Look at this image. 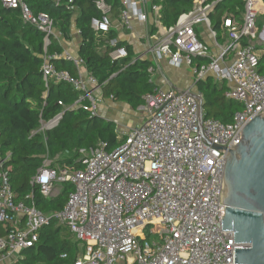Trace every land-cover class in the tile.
Listing matches in <instances>:
<instances>
[{
    "label": "built area",
    "instance_id": "obj_1",
    "mask_svg": "<svg viewBox=\"0 0 264 264\" xmlns=\"http://www.w3.org/2000/svg\"><path fill=\"white\" fill-rule=\"evenodd\" d=\"M1 1L19 9L25 24L44 32L46 84L64 81L79 92L72 105L43 121L41 130L57 124L67 110L83 108L91 116L98 115L103 89L87 71L85 60L67 49L46 52L51 37L60 43L64 38L53 18L35 14L24 0ZM74 1L68 0L69 9H75ZM218 1L194 0L193 9L166 28L150 51L156 60L168 57L176 66H192L196 57L209 59L192 66L195 83L212 78L227 85L225 98L243 106L233 122L205 118L203 111L201 127L197 96L174 88L158 89L144 96L143 120L127 131L119 129L123 140L118 146L109 149L99 142L93 149H80L83 167L77 169L53 166L52 159L46 158L34 176L32 183L46 198L58 196L65 182L74 186L63 209L52 213L80 243L74 264H243L235 263V248L250 244L234 242V230H221L224 174L228 150L241 143L248 122L264 113L260 70L264 0H243L241 14L225 15L221 30L213 27L211 19ZM140 2L123 0L116 26L110 4L94 0L100 16L92 18V28L107 34L114 26L131 29L135 17L147 21ZM159 10L152 6V11ZM201 26L215 40V50L201 37ZM110 46L112 59L128 56L118 38L111 39ZM61 58L75 66L77 75L56 68L54 59ZM154 71L152 64L149 72ZM194 94L203 97L199 91ZM4 160L0 161V224L10 231L0 237V264L17 260L34 246L40 230L52 219L34 202L16 199Z\"/></svg>",
    "mask_w": 264,
    "mask_h": 264
},
{
    "label": "trees",
    "instance_id": "obj_2",
    "mask_svg": "<svg viewBox=\"0 0 264 264\" xmlns=\"http://www.w3.org/2000/svg\"><path fill=\"white\" fill-rule=\"evenodd\" d=\"M24 1L35 14H49L68 41L72 39L75 21L81 37L79 55L85 60L87 71L102 85L104 97L125 102L137 110L144 105L145 95L160 89L151 80L152 62L134 56L131 44L119 41L120 46L126 47L128 56L112 59L110 40L117 38V33L111 30L99 34L92 28V18L100 16L94 0H75V9L68 8V0ZM106 1L118 16L122 0ZM151 3L160 8V21L166 28L194 7V0H151ZM243 6V0H219L211 12L213 27L221 30L223 17L241 14ZM155 30L153 27L152 33ZM44 37V32L23 22L19 9L5 6L0 0V161L5 159L4 167L9 171L16 199L34 202L39 210L52 216L50 223L40 230L36 244L23 251L17 264H74L80 243L52 214L63 209L74 186L65 182L58 196L46 198L32 183L33 178L46 158L60 168H82L80 149H93L99 142L113 149L123 139L119 138L113 121L93 117L83 108L65 111L57 124L41 130L43 121H49L79 98V92L67 82L47 85L44 81ZM50 40L46 52L62 53L61 43L53 37ZM208 61L196 57L191 63L197 66ZM54 63L57 69L77 75L71 62L61 58L54 59ZM260 70L264 72V57ZM196 85L204 97L205 118L231 123L242 111L241 103L225 98V83L207 78ZM9 231L10 227L0 224V237Z\"/></svg>",
    "mask_w": 264,
    "mask_h": 264
},
{
    "label": "water",
    "instance_id": "obj_3",
    "mask_svg": "<svg viewBox=\"0 0 264 264\" xmlns=\"http://www.w3.org/2000/svg\"><path fill=\"white\" fill-rule=\"evenodd\" d=\"M192 95L200 101L202 127L204 99ZM224 180L221 230H234V242L250 244L235 248V263L264 264V113L248 122L241 143L228 150Z\"/></svg>",
    "mask_w": 264,
    "mask_h": 264
},
{
    "label": "crops",
    "instance_id": "obj_4",
    "mask_svg": "<svg viewBox=\"0 0 264 264\" xmlns=\"http://www.w3.org/2000/svg\"><path fill=\"white\" fill-rule=\"evenodd\" d=\"M140 6L142 7V10L148 14L147 21H142L135 17L133 19L131 29L114 26L113 30H116L117 38L119 41H125L133 46L134 56L147 58L152 62V64L155 66V71L152 75L154 83L157 84L160 89L169 90L174 88L180 91H190L192 93H197L199 90L195 83L192 66L187 64L182 66L173 65L170 63V59L168 57H164L160 60L155 59L154 54L150 51V47L157 42L158 38L163 37L166 32V27H164L160 21V10L157 12L152 11L153 5L151 0H141ZM119 15L117 16L112 13L113 22L116 26H119L120 23ZM153 27H155L156 30L152 33ZM199 31L201 32V37L213 47V50H215V40L209 35L206 27L201 26ZM78 35L79 37L75 38L72 32V39L70 41L62 38L61 45L64 47V50L67 49L74 55H79L81 43L79 30ZM115 103H118V101H113L111 98L104 97V100L100 104L99 116L101 115L100 113H102V111L107 113H111L113 110L116 111L118 104L115 105ZM121 103L127 104L125 102ZM107 116L110 117L109 115ZM144 116L145 115L142 114L141 118H136L134 124L142 121ZM112 118L113 116L110 117V121H113L116 124ZM130 127H128V129ZM123 128H125V126H123ZM11 260L13 259L10 258L5 264H9V262H12Z\"/></svg>",
    "mask_w": 264,
    "mask_h": 264
},
{
    "label": "rangeland",
    "instance_id": "obj_5",
    "mask_svg": "<svg viewBox=\"0 0 264 264\" xmlns=\"http://www.w3.org/2000/svg\"><path fill=\"white\" fill-rule=\"evenodd\" d=\"M75 19V17H74ZM72 32L75 38H78V29L75 25V21L73 20V28ZM118 104L117 110H113L111 113H107L102 111L100 113V117L104 119V121L110 120V117L113 116V120L116 122V131L119 132V129L128 130V127L132 126L135 123L136 118H141L142 114H144L143 110L139 108L138 110L132 109L128 104H124L121 102L115 103V105ZM109 115L110 117H108ZM125 126V128H123ZM122 132V131H120ZM152 237H156L153 235ZM9 264H17V260L13 259L12 262H9Z\"/></svg>",
    "mask_w": 264,
    "mask_h": 264
},
{
    "label": "bare ground",
    "instance_id": "obj_6",
    "mask_svg": "<svg viewBox=\"0 0 264 264\" xmlns=\"http://www.w3.org/2000/svg\"><path fill=\"white\" fill-rule=\"evenodd\" d=\"M249 244V243H248Z\"/></svg>",
    "mask_w": 264,
    "mask_h": 264
}]
</instances>
